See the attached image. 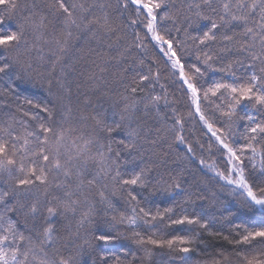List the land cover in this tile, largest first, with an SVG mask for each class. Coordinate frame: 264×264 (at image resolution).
<instances>
[{
	"label": "trees",
	"instance_id": "obj_1",
	"mask_svg": "<svg viewBox=\"0 0 264 264\" xmlns=\"http://www.w3.org/2000/svg\"><path fill=\"white\" fill-rule=\"evenodd\" d=\"M52 2L53 0H18L19 8L14 18L6 19L0 26V31L5 32L15 30L21 25L25 29V41L21 43L19 49L12 52L0 49V58L7 57L10 62L19 58L20 61L19 64L13 65L7 75L0 74V127L11 126L10 130L20 138L17 141V148L23 143L24 138L32 140V137H28V132L38 131L39 123L47 116L35 105L48 103L49 107L55 105L58 123H64L66 128L75 129L63 145H57L54 141H50L48 145L50 151L53 152L58 148L62 158L66 159L73 153L71 144L77 136L97 134L92 116L106 113L105 119L109 124L112 120L118 119L112 115L113 102L118 101L115 110L119 111L124 104V101L120 99L121 94H128L125 91L126 87L133 85L137 73L147 74L149 69L153 73L159 71V81L153 82L150 87H145V91L138 93V96H163L166 92L171 103L166 106L161 101L159 105L160 116L165 117L163 121L155 109L146 110L143 103L139 106L136 116L144 126L147 139L158 140L154 145L142 140V151L129 154L122 146L115 143L125 138L126 133L122 130L112 133L110 137L99 133L101 143L112 142L113 153L117 151L121 153L119 164L124 178L130 177L141 168L150 169L147 185L141 187L114 183L111 179L114 172L105 176L100 172V165L95 160H88L86 166H83L84 178L96 176L99 183L108 186L107 194L112 201V208L96 202L95 196L90 195L89 201L95 203L91 212L92 222L90 224L80 225L81 217L89 212L88 203L79 204L75 212L58 214L52 220L56 233L55 242L51 247L46 248L49 257L56 260L64 258L70 264H117V261L120 264H242L244 255L264 258V244L248 247L229 242L238 238L237 233L243 232L244 229L255 230L264 227V211L257 206L248 207L245 204L246 197L241 194V191H234V187L223 183L202 167L201 160L212 162L219 171H225L227 158L218 151L214 138L196 114L190 94H186L178 72L173 74L174 70L165 63L166 58L159 51L158 46H154L155 42H149L148 39H145L146 48L143 51L133 47L131 54L126 58L118 57L119 52L132 45L135 32H138L141 37L145 36L142 25H129L130 18H135V6L130 4L123 15L117 12L112 13L113 26L118 27V34L122 37L119 42L116 41L115 35H105L102 30H96L93 35L92 33L81 34L73 29V39L61 62L64 66V76L61 77V65H57L55 71H52L54 57L51 50L54 47L53 39L58 38L63 31L64 17L53 14L49 8ZM66 2L71 5L84 2V0H66ZM87 2L92 3L93 0H87ZM112 2L115 3V0ZM188 2L189 0H170L169 10L177 17V21L176 24L171 20L160 22L158 27L161 31L168 29L172 37L185 40L183 28L187 27V24L181 22L188 14ZM95 11L97 15L102 14L99 9ZM4 15L5 11H0V16ZM41 16L45 17L44 22L47 25L42 36L39 30H35V25L40 23ZM206 25H209L208 21H201L189 31L193 35H202V32L207 30ZM177 26L182 29L179 33L175 31ZM236 32L239 39L240 29ZM187 44L190 46L192 42L188 40ZM109 45L112 47L109 48ZM222 47L219 40L209 42L207 50L214 54L213 68L219 69L233 63L236 77L234 79L227 72L207 70L200 80L204 87H209L218 80L228 83H240L247 80L249 73L246 67L234 63L237 59L244 58L235 51L223 52ZM99 53H107V55L102 58ZM109 56L117 57V59H109ZM141 59L144 60V64L139 63ZM185 59L188 63L195 62V54L191 49ZM248 63L249 61L245 59L244 64ZM100 68H104L105 71L101 72ZM50 79L52 80L51 87L48 83ZM57 79H63L66 87L71 89L70 96L58 86ZM145 84L147 85L148 82ZM161 84L164 85L163 88L160 87ZM28 100L33 101V104H28ZM66 106L72 109L70 114L66 112ZM173 108L184 118L182 134L192 145L194 157L188 155L185 145L174 142ZM201 108L206 114L208 113L206 103H202ZM254 110L253 104L245 102V106L239 107L237 112L238 115L243 116L245 112L251 113ZM219 115L218 112L215 113L216 117ZM33 116L38 118L33 119ZM61 116L67 119L61 121ZM209 119L211 122L212 116H209ZM246 124V121H237L234 126L236 146L246 143V138L243 136ZM76 142L80 143L78 140ZM209 144L213 145L211 152L208 151ZM200 145L204 146L203 149ZM255 146L260 153H264V141L256 143ZM30 147L35 150L36 146L33 143ZM95 151L96 149L93 148V155ZM28 157L35 159L31 152L27 153L24 157L26 166ZM16 158L19 164L20 153ZM244 159L247 165L245 174L252 181L259 175L261 156H256L257 169L255 172L248 159L246 157ZM76 167H81V164L77 163ZM18 175L19 173L15 170L11 176L7 173H0V191L10 189ZM176 177L180 179L182 190H175L171 187ZM49 179L53 183L48 186L37 183L28 189L27 195L22 198L26 204L40 200L41 211L36 221L33 222L31 217L25 220L21 214L13 216L22 229L32 231L36 243H38L35 240L36 232L47 215L44 209L49 204L56 205L64 199V190L55 186L57 182L65 180L63 175L53 171ZM77 182L76 176L73 175L70 183L74 186ZM85 191L89 190L85 188ZM91 191L94 193L95 189ZM129 192L136 195L139 207L151 209L153 213L157 210L164 212V209L171 208L172 212L167 213L166 216L171 215L173 218L180 215L199 216L208 222V228L207 230L198 226L166 228L159 221H154L152 224L138 221L135 231L145 236L155 233L154 238L158 239H171L179 236L194 238V243L190 246L192 250L188 253L148 245L147 247L152 249V255L146 257L144 246L135 243L132 238V229L126 223L115 227L110 226L112 216L119 218L121 215L125 217L133 215L132 208L136 207V201H131L128 196ZM102 234L112 236L119 234L120 238L109 241L96 239ZM225 236L229 239L225 240ZM37 255L40 254L37 253Z\"/></svg>",
	"mask_w": 264,
	"mask_h": 264
},
{
	"label": "snow or ice",
	"instance_id": "obj_2",
	"mask_svg": "<svg viewBox=\"0 0 264 264\" xmlns=\"http://www.w3.org/2000/svg\"><path fill=\"white\" fill-rule=\"evenodd\" d=\"M130 4L135 6V18H130L129 25H142L145 36L141 37L138 32H135L132 45L119 52L118 57L120 59L126 58L131 54L133 47L143 51L146 48L145 39H148L149 42H155L154 46H158L159 51L166 58L165 63L174 70L173 74L178 72L179 80L185 86L186 94H190V100L195 106L196 114L214 138L218 151L227 158L225 171L216 170L214 165H208V167L215 172L220 180L226 181L227 185H234V191L241 190V194L246 197L245 204L248 207L258 206L261 211H264V153H260L255 146L256 143L264 141V0H189L187 4L188 14L183 17L181 22L187 24V27L183 28L185 40L176 39L171 36L168 29L161 31L158 27V24L165 20H171L176 24L177 17L169 10L170 0H115V3L112 0H93L92 3L84 0V2L71 5L66 0H53L49 5L50 10L53 14L63 16L64 20L61 35L53 39L52 71H55L57 65H61L60 75L61 77L64 76V66L61 62L69 50L70 42L73 39V29L81 34L92 33L93 35L96 30H102L105 35H115L116 41L119 42L122 37L118 34V27L113 26L112 13L117 12L123 15ZM0 6H3L0 11H5V15L0 16V26H2L6 19L12 20L14 18L19 4L18 0H0ZM96 9H99L102 14L97 15ZM44 21L45 17L41 16L40 23L35 25V30H39L41 36L43 30L47 28ZM201 21L209 22V25L205 26L207 30H204L202 35L191 34L189 30ZM237 29H240L239 39L237 38ZM181 30L179 26L175 28L177 33ZM188 40L192 42L190 46L187 44ZM217 40L223 45L221 51H235L244 58L237 59L234 63L246 67L249 73L246 81L228 83L218 80L209 87H204L200 83L207 70L227 72L234 79L236 77L233 71V63L219 69L213 68L214 54L207 49L209 42H216ZM23 41H25L23 25L15 30L0 31V49L6 52L19 49ZM111 47L112 45H109V48ZM189 49L195 54V62L193 63H188L185 59ZM99 55L103 58L107 53H99ZM108 58L117 59V57L111 56ZM245 59L249 61L247 65L244 64ZM19 63V58L11 62L7 57L0 58V74L7 75L13 65ZM139 63L144 64V60L141 59ZM100 71L104 72L105 69L100 68ZM159 75V71L153 73L151 69L147 74L137 73L133 85H129L125 89L128 94H121L120 96V99L124 101L123 107L116 111L118 101L113 102L112 115L118 119L112 120L109 124L105 119L106 113L92 116L97 134L77 136L71 144L73 153L68 155L66 159L62 158L58 148L53 152L48 147L50 141H54L57 145H63L66 138L75 131L70 127L66 128L64 123L57 122L55 105L51 107L48 103L35 105L47 116L39 123L38 131L28 132L27 135L32 137V140L24 138L19 148H17V141L20 138L10 130L11 126L0 127V173H7L9 176L12 175L13 170L19 173L10 189L0 191V228H2L0 230V264H70L64 258L56 260L49 257L46 251V248L51 247L56 239L55 228L52 223L53 218L58 214L75 212L77 206L83 202L89 204V212L81 217L80 225L90 224L92 222L91 212L95 207V203L89 201L90 195L95 196L96 202L106 205L107 208H112V201L107 194L108 186L99 183L96 176L84 178L83 166H86L88 160H95L100 165V172L105 176L114 172L115 174L111 175L114 183L129 186L139 185L141 187L147 185L150 169L141 168L130 177L124 178L119 164L121 153L119 151L113 153L112 142L101 143L99 133H104L110 137L114 132L124 131L126 133L125 138L115 141V143L122 146L129 154L142 151V140L153 145L156 144L158 140L147 139V133L143 124L139 122L136 112L143 103L144 109L153 108L160 116L159 105L161 101L166 106L171 103L166 92L163 96H138V93L145 91V87H150L153 82H158ZM145 82L148 84L146 85ZM48 83L51 87L52 80L50 79ZM56 83L67 95H71V89L66 87L63 79H57ZM160 87L163 88L164 85L161 84ZM245 102L253 104L255 110L251 113L245 112L243 116H240L237 109L245 106ZM27 103L33 104V101L28 100ZM202 103H206L208 106L207 114L201 108ZM66 112L70 114L72 109L66 106ZM172 112L174 142L185 145L188 155L194 157L192 145L186 141L182 134L184 118L175 108L172 109ZM217 112L220 114L219 117L215 116ZM209 116H212L211 122ZM37 118V116H33V119ZM66 119L67 117L61 116V121ZM160 119L163 121L165 117L160 116ZM237 121L247 122L243 132L246 143L241 146H236L234 139L236 136L234 126ZM77 140L80 143H77ZM33 143L36 146L35 150L30 147ZM203 147L200 145L201 149ZM212 147L213 145L209 144V152H211ZM93 148L96 149L94 155ZM29 152L35 156V159L28 157L26 166L24 157ZM18 153L21 155L19 164L16 158ZM248 153L250 155H246ZM257 155L261 156L259 175L250 181L249 176L245 174L247 165H245L244 157L251 163L252 170L255 172ZM77 163H80L81 167H76ZM200 163L203 164L204 161L201 160ZM53 171L62 174L65 178L63 182L55 184L57 188L64 190V199L56 205L49 204L44 209L47 215L36 232L35 240L38 241L36 243L32 231L22 229L19 222L13 219V216L21 214L25 220L31 217L33 222L36 221L41 211L40 200L37 199L26 204L22 198L27 195V190L37 183L45 186L53 183L49 179ZM233 174H235V178ZM73 175L78 181L74 186L70 183ZM171 187L175 190H182L179 177L173 179ZM85 188L89 191L86 192ZM92 189H95L94 193L91 191ZM128 196L131 201H136V207L132 208L133 215L128 217L121 215L119 218L112 216L110 226L115 227L118 224L126 223L132 229V238L135 243L144 246L146 257L152 255V249L147 247L148 245L188 253L192 250L190 246L194 243V238L179 236L171 239H158L154 238L155 233L145 236L139 231H135L138 227V221H142L144 224L159 221L166 228L173 226H198L205 230L208 228V222L199 216L180 215L175 218L171 215L166 216L167 213L172 212L171 208L164 209V212L157 210L153 213L151 209L139 207V201L132 192H129ZM73 197L76 198L73 199ZM165 221L167 222L165 223ZM237 235L238 238L229 242L248 247L264 244V227L255 230L244 229ZM119 238V234L116 236L102 234L96 237L101 241ZM224 239L228 240L229 238L225 236ZM37 253L40 255L38 256ZM117 264L120 262L117 261ZM242 264H264V258L244 255Z\"/></svg>",
	"mask_w": 264,
	"mask_h": 264
},
{
	"label": "rangeland",
	"instance_id": "obj_3",
	"mask_svg": "<svg viewBox=\"0 0 264 264\" xmlns=\"http://www.w3.org/2000/svg\"><path fill=\"white\" fill-rule=\"evenodd\" d=\"M181 145H182V144H181ZM201 165H202V167H203L207 172L213 174L214 176H216L215 172H214L212 169H210V168L208 167V165H214L215 169L219 171V169L216 167V165H215L214 163H212V162L204 161V163L201 164ZM233 175H234V178H235V174H233ZM216 177H217V176H216ZM218 178H219V177H218ZM221 181H222L223 183L227 184L226 181H223V180H221ZM230 186H232V187L235 188L234 185H230ZM237 190H239V189H237ZM239 191H241V190H239ZM257 207H258V206H257Z\"/></svg>",
	"mask_w": 264,
	"mask_h": 264
}]
</instances>
